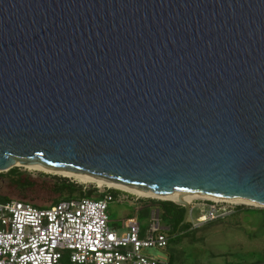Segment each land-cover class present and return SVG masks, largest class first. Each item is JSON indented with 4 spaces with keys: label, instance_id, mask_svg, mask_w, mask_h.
Wrapping results in <instances>:
<instances>
[{
    "label": "water",
    "instance_id": "1",
    "mask_svg": "<svg viewBox=\"0 0 264 264\" xmlns=\"http://www.w3.org/2000/svg\"><path fill=\"white\" fill-rule=\"evenodd\" d=\"M17 164L264 206V0H0V173Z\"/></svg>",
    "mask_w": 264,
    "mask_h": 264
},
{
    "label": "built area",
    "instance_id": "2",
    "mask_svg": "<svg viewBox=\"0 0 264 264\" xmlns=\"http://www.w3.org/2000/svg\"><path fill=\"white\" fill-rule=\"evenodd\" d=\"M96 189L102 198L66 200L46 208L19 200L0 202V264H170L143 253L168 247L171 229L163 225L160 212H153L145 227L129 219L120 233L109 225L114 189ZM197 201L190 205L192 212L200 210L199 224L224 219L242 208L264 212V206L203 200L197 206Z\"/></svg>",
    "mask_w": 264,
    "mask_h": 264
},
{
    "label": "rangeland",
    "instance_id": "3",
    "mask_svg": "<svg viewBox=\"0 0 264 264\" xmlns=\"http://www.w3.org/2000/svg\"><path fill=\"white\" fill-rule=\"evenodd\" d=\"M18 175L9 172L0 173V202L6 197L24 199L29 202L49 204L48 190L60 184V179H68L71 183L83 186L85 191L97 187L96 183H82L75 178H67L56 174L29 171L24 167H16ZM29 181L25 190L19 181ZM115 200L109 204V225L112 229L125 232V224L131 218L138 220L143 227L149 219L145 217L143 208L153 198L138 197L120 189ZM101 192L104 189L100 190ZM157 200V199H153ZM161 201V200H160ZM201 206L203 201L195 202ZM158 208H152L156 213ZM159 211V210H158ZM160 212V211H159ZM200 210L194 209L184 228L174 229L169 226L168 247L164 250L144 249L145 255L171 264H259L264 262V212L261 209L242 208L224 219L199 224ZM167 227V226H166Z\"/></svg>",
    "mask_w": 264,
    "mask_h": 264
},
{
    "label": "trees",
    "instance_id": "4",
    "mask_svg": "<svg viewBox=\"0 0 264 264\" xmlns=\"http://www.w3.org/2000/svg\"><path fill=\"white\" fill-rule=\"evenodd\" d=\"M19 170L14 168L9 171L10 174L18 175ZM30 185L29 181H19V186L21 189L25 190ZM32 186V185H30ZM118 191H112L113 195H116ZM48 196L51 198L49 204H40L36 202H29L24 199H11L10 197H6L5 201L10 200H19L22 202L30 203L33 206L38 208H46L52 205L58 204L62 201L66 200H80L84 198H102L103 195L98 193L96 187L90 189L89 191H85L83 186L77 185L75 183H71L68 179H60V184L55 185L52 189L48 190ZM4 201V202H5ZM151 205L146 206L141 211L144 212L145 217L147 219L150 218V213L152 208H158L160 211V216L162 219V223L164 226H173L174 229L184 228L188 223L183 225L184 217L186 210L184 207L178 206L172 201H160V200H151ZM171 264V262H170Z\"/></svg>",
    "mask_w": 264,
    "mask_h": 264
},
{
    "label": "bare ground",
    "instance_id": "5",
    "mask_svg": "<svg viewBox=\"0 0 264 264\" xmlns=\"http://www.w3.org/2000/svg\"><path fill=\"white\" fill-rule=\"evenodd\" d=\"M17 167H24L26 169H28L29 171H39V172H44L47 174H56V175H61L67 178H75L76 180H79L82 183H96L98 184L99 187H104L107 186L109 188H115V189H120V190H124L126 192H129L133 195H136L138 197H146V198H150L147 197L145 195L136 193L132 190H129L121 185H118L116 183H112L97 177H93L91 175H87V174H80V173H72L70 171H66V170H52L49 168H46L44 166H40V165H21V164H17ZM154 199V198H153ZM186 202L191 204L194 200H180V201H172V202ZM237 204H244V205H249V206H254V203L248 202V201H231Z\"/></svg>",
    "mask_w": 264,
    "mask_h": 264
}]
</instances>
